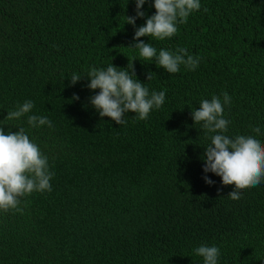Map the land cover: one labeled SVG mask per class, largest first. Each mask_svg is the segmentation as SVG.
I'll list each match as a JSON object with an SVG mask.
<instances>
[{"label": "trees", "instance_id": "16d2710c", "mask_svg": "<svg viewBox=\"0 0 264 264\" xmlns=\"http://www.w3.org/2000/svg\"><path fill=\"white\" fill-rule=\"evenodd\" d=\"M200 2L173 37L140 38L157 54L186 48L199 58L195 70L170 74L129 47L154 0L135 26L126 23L135 0H0V128H23L54 174L52 191L0 211V264H204L193 251L201 245L220 249L218 264H264V181L231 199L235 186L203 170L215 133L193 119L202 100L227 92L225 135L264 142V0ZM129 59L166 98L147 120L129 112L120 125L91 104L100 90L87 76ZM73 74L82 77L75 85ZM27 100L30 113L5 119ZM28 115L52 127L34 128Z\"/></svg>", "mask_w": 264, "mask_h": 264}, {"label": "clouds", "instance_id": "9594fccd", "mask_svg": "<svg viewBox=\"0 0 264 264\" xmlns=\"http://www.w3.org/2000/svg\"><path fill=\"white\" fill-rule=\"evenodd\" d=\"M136 16H127L128 24L135 26L136 19L145 17L142 11L146 0H135ZM155 14L149 16L146 23L135 31V43L129 47L139 50V56L144 61L156 59L157 67L163 68L170 74L180 71L184 65L188 70H195L199 65V58L188 54L186 48H178L175 52L157 49L150 42L146 43L141 37L164 40L177 33V24L187 23L193 12L201 9L200 0H154ZM207 11V9H204ZM129 69L131 71H129ZM92 90L99 89L98 94L90 97L91 104L98 111L101 118L109 117L117 124L123 125L125 114L135 113L139 120H147L151 111L164 105L166 92L152 91L144 86L145 83L136 77L134 60L129 59L127 68H117L110 64L107 69L91 68L88 73ZM136 77L137 79H133ZM153 73L147 74L150 81ZM81 76L73 74L71 84L75 85ZM73 100H78L75 95ZM231 103L227 92L223 93V102L218 96L211 100L200 102L199 109L193 111L195 124L202 123V128L211 136V143L205 148L204 172H212L222 178L224 186L234 185V190L228 193L233 200L241 198L239 190L255 187L264 181V142L255 136L237 135L230 138L225 135L228 131L229 120L224 118V105ZM34 108L31 100L9 111L6 120L20 119ZM28 124L32 127L47 125L52 122L44 116L28 115ZM259 135L261 129H252ZM53 173L49 170L48 157L45 156L37 144L32 142L23 128L18 132L0 128V211H22L19 207L21 198L33 192L52 191L50 180ZM209 185L215 182L208 176L204 177ZM195 255L203 258L204 264H218L220 249L217 246L201 245L193 249Z\"/></svg>", "mask_w": 264, "mask_h": 264}]
</instances>
